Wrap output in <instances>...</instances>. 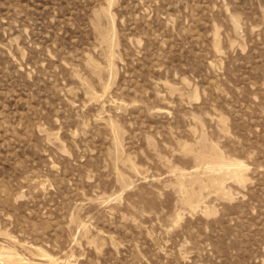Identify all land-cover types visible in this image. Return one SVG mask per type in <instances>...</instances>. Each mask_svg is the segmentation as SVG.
<instances>
[{"label": "rangeland", "instance_id": "374dc122", "mask_svg": "<svg viewBox=\"0 0 264 264\" xmlns=\"http://www.w3.org/2000/svg\"><path fill=\"white\" fill-rule=\"evenodd\" d=\"M0 264H264V0H0Z\"/></svg>", "mask_w": 264, "mask_h": 264}]
</instances>
